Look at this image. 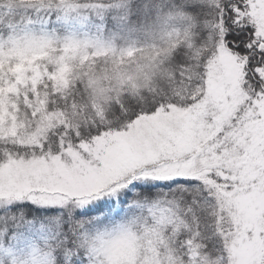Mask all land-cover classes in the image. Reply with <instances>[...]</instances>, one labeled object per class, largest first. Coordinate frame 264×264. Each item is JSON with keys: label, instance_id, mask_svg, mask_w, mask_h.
<instances>
[{"label": "snow or ice", "instance_id": "obj_1", "mask_svg": "<svg viewBox=\"0 0 264 264\" xmlns=\"http://www.w3.org/2000/svg\"><path fill=\"white\" fill-rule=\"evenodd\" d=\"M0 264H264V0H0Z\"/></svg>", "mask_w": 264, "mask_h": 264}]
</instances>
